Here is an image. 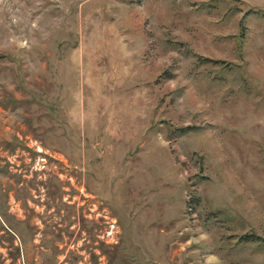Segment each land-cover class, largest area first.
<instances>
[{
	"label": "rangeland",
	"instance_id": "374dc122",
	"mask_svg": "<svg viewBox=\"0 0 264 264\" xmlns=\"http://www.w3.org/2000/svg\"><path fill=\"white\" fill-rule=\"evenodd\" d=\"M0 264H264V0H0Z\"/></svg>",
	"mask_w": 264,
	"mask_h": 264
}]
</instances>
